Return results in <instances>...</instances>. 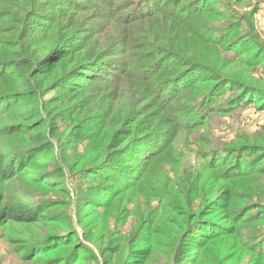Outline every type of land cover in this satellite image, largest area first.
I'll use <instances>...</instances> for the list:
<instances>
[{"label": "trees", "instance_id": "obj_1", "mask_svg": "<svg viewBox=\"0 0 264 264\" xmlns=\"http://www.w3.org/2000/svg\"><path fill=\"white\" fill-rule=\"evenodd\" d=\"M205 1L21 0L12 10L0 0V19L22 32L17 41L0 32V228H25L24 251L38 256L63 246L50 263L68 264L81 248L66 243L77 239L74 227L52 222L49 212L57 216L71 196L52 174L106 181L80 198L82 190L85 215L135 193L144 178L159 180L156 169L170 164V182L146 193L147 215L160 205L155 221L121 235L113 253L126 264L138 255L183 264L191 252L189 264H264V128L223 147H212L208 135L182 147L208 131L215 114L246 104L264 109L255 11L249 18L228 4L227 15L220 3L210 13ZM60 21L69 23L62 31ZM241 24L247 30L230 39ZM247 43L257 50L249 54ZM206 45L236 54L212 64L202 58ZM225 91L234 94L219 104ZM79 96L91 115L97 111L93 121L79 113ZM67 120L76 132L57 142V155L54 138ZM79 135L89 148L80 158L72 149ZM72 159L66 168L62 160ZM102 195L113 198L101 202ZM142 230L149 240L136 242Z\"/></svg>", "mask_w": 264, "mask_h": 264}, {"label": "rangeland", "instance_id": "obj_2", "mask_svg": "<svg viewBox=\"0 0 264 264\" xmlns=\"http://www.w3.org/2000/svg\"><path fill=\"white\" fill-rule=\"evenodd\" d=\"M21 0H4V3L7 4L9 9L17 10L18 5ZM53 1V0H52ZM63 2L70 3L73 0H62ZM223 4L222 11L228 15L230 10L226 11V7L229 4L232 8H234L235 12L241 15H246L250 18L252 11H255L253 15V24L255 33L258 36L260 43L264 44V24L260 25L257 24V16L260 12L264 13V0H207L205 1L206 10L210 13L213 10L220 9L219 4ZM52 12V11H51ZM48 11V14L51 13ZM211 15V14H207ZM226 15V16H227ZM95 14L93 12L87 13L85 16L86 20L89 22H93ZM6 20V19H4ZM4 20L0 19V32L4 33V38L9 40L17 41L18 36L22 34L21 30L18 28L16 29L14 25L10 22H3ZM219 19L214 18L210 22H218ZM3 22V23H2ZM69 25L66 21H60V31L64 30ZM247 26L245 24H241L235 32H232L230 35V39L234 38L235 36L241 35L243 32L247 30ZM60 33V32H59ZM226 46V45H224ZM247 51L249 54H252L255 50H257V46L252 44L251 46L247 43ZM1 48V47H0ZM196 49L199 50L200 47L196 46ZM201 50V49H200ZM203 52V59L211 62L212 64L216 63H224L226 59H232L236 52L230 51L227 53H218L214 46L206 45L202 50ZM264 57H261V61ZM237 64V63H234ZM235 67V66H234ZM261 75L264 77V68L261 65L258 66V72L256 75ZM16 83V82H15ZM84 84V83H82ZM2 87L0 86V90ZM226 93H221V99L218 103H223L224 101L229 100L233 96V92L225 91ZM84 96H79V113L83 114L86 111L91 115L89 109L91 105L86 100H83ZM78 99H73L76 101ZM256 104L252 105H245L242 109H236L228 114L220 115L215 114L212 116V121L208 125V131H206L203 135L194 134L191 135L185 144L182 145L184 148L191 147L194 143H196L197 139H201L204 142L206 135L210 140H213L212 147H223L226 144L234 142L237 136L242 134H254L257 131L264 128V109L258 110ZM97 111H95L91 116L93 118L96 116ZM90 116V117H91ZM78 122L81 121V116L77 119ZM89 121V122H90ZM60 122V121H58ZM89 122L80 126L82 129L83 126H89ZM61 124V123H58ZM82 124V123H80ZM70 121H64L58 132L56 133V138L54 141L57 146V155L59 153L57 142L65 141L67 139L68 134L72 131V133L76 132V130L70 129ZM81 130L79 129V133ZM199 136V137H198ZM81 135H79V142L72 146V149L76 148L77 153L79 152V158L83 155L89 148H85L86 146V139H82ZM72 144V143H71ZM73 153V151H70ZM198 160V159H197ZM63 165L68 168L72 166L73 159L69 161L62 160ZM204 161H200V164H203ZM175 169L172 166L165 165L161 169H156V172L159 174L160 179L157 180L156 178L152 177L149 178L145 182V178L142 183H138V188L135 193L128 194L124 193L119 196L117 199H114L108 206L98 207L94 210L89 211L88 215H84L80 211V202L79 196L83 190L82 195L80 198H83L87 191L92 188H96L98 184L104 185L107 184L105 180L96 179L94 181H90L87 179H75V178H68L67 175L64 177H60L57 174H52L50 177L51 182H60L61 184L67 189H69L70 197L67 199L69 202V207L59 208L55 211L59 212L56 215L52 214L50 211V216L56 221L52 222H64L67 224L69 228L74 227L75 232L78 235L77 239L75 240H68L66 243L68 246H72L73 244L77 243V246L81 248L76 250V253L73 259L68 264H126L125 258L120 255H115L113 249L116 247L118 240L121 239V235L129 234V236H135L136 232L138 231L139 224L149 225L151 223V219L153 218L152 223L155 221L157 214L160 212V205L158 203H154L157 212H153L151 215L148 214V209L144 206L146 202V193L149 190V187L152 184H156L159 186H164L168 184L171 180V173H173ZM80 187V192H79ZM77 188V191L75 189ZM78 193V196L76 195ZM113 198V195H102L98 200L101 202H108ZM66 216L71 219L72 223H68L66 220ZM156 225V224H155ZM14 227H1L0 228V264H51L52 258L57 255L64 254V249L66 247H59L53 250H47L41 255L34 256L32 251H27L25 249V240L26 234L24 231H27L25 228L18 225V223L13 224ZM145 226V225H144ZM103 230L102 232L100 230ZM154 230V227H152ZM29 230V236H30ZM106 232L107 235L101 237L102 233ZM144 231H140V237H135L136 242H143L149 240L148 238H144ZM101 237V238H100ZM109 237L111 238V244L108 242ZM14 241H19L15 244ZM147 247H141L140 250H146ZM84 251V253H82ZM195 252H191L187 254V259L189 261L184 262L183 264H189L190 259L194 257ZM137 257H141L136 264H160L161 260L158 257L151 258L149 255L146 259L142 257V255H138ZM133 260L131 262H133ZM55 264V263H52ZM203 264V263H202ZM204 264H206L204 262Z\"/></svg>", "mask_w": 264, "mask_h": 264}, {"label": "built area", "instance_id": "obj_3", "mask_svg": "<svg viewBox=\"0 0 264 264\" xmlns=\"http://www.w3.org/2000/svg\"><path fill=\"white\" fill-rule=\"evenodd\" d=\"M256 23H259L260 25L264 24V13L260 12L258 14Z\"/></svg>", "mask_w": 264, "mask_h": 264}]
</instances>
